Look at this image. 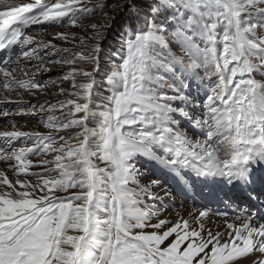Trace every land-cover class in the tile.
<instances>
[{"label": "snow or ice", "instance_id": "snow-or-ice-1", "mask_svg": "<svg viewBox=\"0 0 264 264\" xmlns=\"http://www.w3.org/2000/svg\"><path fill=\"white\" fill-rule=\"evenodd\" d=\"M125 2L140 26L122 34L119 59L102 71L99 25H88L93 45L72 49L26 31L84 27L97 5L0 0L5 90L41 91L47 82L17 78L30 67L91 65L62 76L67 99L18 109L48 112L40 118L47 133L0 132L8 141L0 161L11 162L14 177L0 170V264H264V214L257 220L242 208L264 207V0ZM54 38L83 43L75 34ZM41 156L51 159L34 164ZM137 157L159 166L185 197L240 194L239 204L228 195L240 213H219L216 230L206 227L207 204L167 218L161 209L171 193L158 180L140 182Z\"/></svg>", "mask_w": 264, "mask_h": 264}, {"label": "rangeland", "instance_id": "rangeland-1", "mask_svg": "<svg viewBox=\"0 0 264 264\" xmlns=\"http://www.w3.org/2000/svg\"><path fill=\"white\" fill-rule=\"evenodd\" d=\"M11 2H29V0H11ZM89 6L97 5L94 9L95 15H90L88 18L82 21L84 27H59V26H52L49 24H37L32 25L30 29L26 31L31 34L37 41H44V42H51L54 44L58 49L61 48H83L86 46H91L95 43L92 40V29L88 27V25L96 24L100 27L98 31L103 33V39L100 40L101 44V69L107 70L109 66L112 65L114 60H118L119 57H113L114 50H118L120 48V39L122 34L129 30L130 26L135 25L136 27L140 26V22L135 19V13L127 11V3L125 0H88ZM141 12L145 11V9L141 8ZM142 19V17H141ZM58 33H65V34H75L77 37L83 38V43L80 39L75 40L74 42L64 41L61 39H56V35ZM44 60H50L53 57L43 56ZM23 63V61H21ZM32 64H36L37 61H31ZM73 67H83L85 70H91V65L83 64V65H68V64H45L41 68L30 67L24 69L20 72H17V78L23 79H33L39 82H47V85L41 90L36 91L35 94H30L22 89H17L16 91L8 92L5 90L0 84V112L8 111L11 114L8 117H4L0 115V132L3 131H11L13 128L26 131V132H41L47 133L48 130L43 127V123L40 122V118L43 117L44 119L47 118L49 115L48 112H37V114L33 115L31 112L28 114H17L18 109H27L29 105H37L38 103H43L47 105L48 103H56L57 101H63L67 99L65 96H61L59 94L60 88H64L66 91H71V86L68 81H62V76L70 71ZM48 69V70H45ZM53 69V70H52ZM27 72V76L24 75V72ZM78 79H82V77H78ZM257 79H260L257 76ZM35 91V90H34ZM10 97V101H6L3 97ZM58 118L63 120L65 119V115H59ZM182 128L188 132L193 139L197 137L193 136L192 128L186 120L181 121ZM13 145H20L21 141L17 140L12 142ZM8 141L4 138H0V148L7 150ZM48 158L51 159L50 156L48 157H33V162L36 164L40 159ZM137 168L140 172V182L142 184H150L154 180H158L163 187H167L168 191L171 193L170 196H167L164 202L163 209L171 210L172 207L176 206L177 200L183 201V203L189 205H198L201 208L205 204L207 207L211 208V212L222 213L224 211H228L229 214L232 213H240V209L236 206V204L241 203L240 200L243 197H240V194H227L220 193V201L216 200H209L210 202H217L216 205L209 204L204 201H208L205 199L204 201L201 199L204 194L205 198L208 197L207 193H209L208 189L204 190L203 196L195 195L196 198L193 200L190 195L188 194L187 197L184 198V195H181L178 186L175 185L174 181L171 179L170 176H165V173L160 169L159 166L155 165L154 162L147 160L145 157H137ZM11 163V162H9ZM9 163H5L0 161V170L5 171L10 179H13V173L10 170ZM42 169L39 167H33L30 171H41ZM157 193L163 195L160 192L159 188L156 189ZM228 195L232 196V199L236 201V204L232 203L228 199ZM238 200V201H237ZM257 202H255L256 204ZM247 204H243L244 207ZM158 207V205H156ZM225 207V208H224ZM214 208V209H213ZM254 208H258L257 214L253 215L260 217L261 214H264L263 207L261 204ZM162 210V209H161ZM165 212V211H164ZM161 211V213H164Z\"/></svg>", "mask_w": 264, "mask_h": 264}, {"label": "bare ground", "instance_id": "bare-ground-1", "mask_svg": "<svg viewBox=\"0 0 264 264\" xmlns=\"http://www.w3.org/2000/svg\"><path fill=\"white\" fill-rule=\"evenodd\" d=\"M53 70V69H52ZM164 188H167V187H164ZM178 192H180V194L181 195H183L182 193H181V191L180 190H177ZM189 195H190V197L194 200L195 198H196V196H195V194H193V193H189ZM207 195H209V193H207ZM240 197L242 198V196L240 195ZM166 198V197H165ZM184 198H185V196H184ZM203 201L205 200V194H204V196L201 198ZM212 200H215V199H212ZM217 201V200H216ZM220 201V200H219ZM238 201V200H237ZM241 201V200H240ZM204 202H207V203H209V204H214V205H216V203L218 202H210L209 200L207 201H204ZM176 203H178L176 206H174V207H172V209L171 210H168V211H165V208L164 209H162L161 211H165L164 213H162L163 215H166L167 216V218H169V219H174L176 216H177V214L179 213L180 215H183L185 218H188V214L190 213V212H197V211H199V210H203V208H201L200 206H198V205H189V204H186V203H183V201H181V200H177L176 201ZM238 204V203H237ZM220 205H221V201H220ZM260 205V202L259 201H257V203L255 204H253L251 207H248V205H246L248 208H246V207H244V210L245 211H250L251 213H252V216L255 214H257V212H258V208H254V207H256V206H259ZM225 208V207H224ZM242 208H243V206H242ZM214 209V208H213ZM167 210V209H166ZM208 210H209V212H210V216H209V218H208V220L206 221V227H208V228H213L214 230H216V225L217 224H219L221 221H222V219H223V217L221 216V215H219L217 212H211L210 210H211V208L210 207H208ZM241 210V209H240ZM263 212H264V207H263ZM233 214H239V212L238 213H232V214H229V216H232ZM253 217H255L256 218V216H253ZM257 220H259L260 219V217H257L256 218ZM219 230H223V226H222V224H221V227H220V229Z\"/></svg>", "mask_w": 264, "mask_h": 264}]
</instances>
